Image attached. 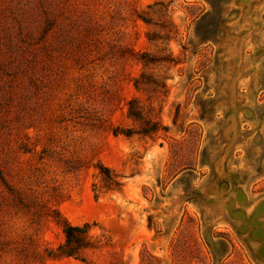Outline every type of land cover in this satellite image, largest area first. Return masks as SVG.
Instances as JSON below:
<instances>
[{
  "label": "rangeland",
  "instance_id": "rangeland-1",
  "mask_svg": "<svg viewBox=\"0 0 264 264\" xmlns=\"http://www.w3.org/2000/svg\"><path fill=\"white\" fill-rule=\"evenodd\" d=\"M0 264H264V0H0Z\"/></svg>",
  "mask_w": 264,
  "mask_h": 264
},
{
  "label": "trees",
  "instance_id": "trees-1",
  "mask_svg": "<svg viewBox=\"0 0 264 264\" xmlns=\"http://www.w3.org/2000/svg\"><path fill=\"white\" fill-rule=\"evenodd\" d=\"M128 114L133 118H140L137 100L131 99L128 103ZM151 131L158 130L157 124H153ZM148 132V130H144ZM115 133H119V130H116ZM121 133H124L127 136H130L134 133L131 129L121 130ZM106 177L110 179V175L106 173ZM118 184V182H116ZM64 234L65 241L57 249L58 256L66 257H75L82 261H86L87 256L86 252L90 248L99 247L98 242L93 239L89 232V226L87 224L83 225H74L69 222L64 223Z\"/></svg>",
  "mask_w": 264,
  "mask_h": 264
}]
</instances>
